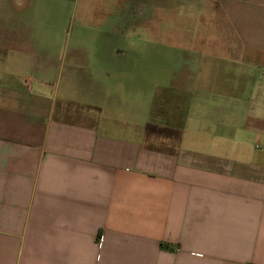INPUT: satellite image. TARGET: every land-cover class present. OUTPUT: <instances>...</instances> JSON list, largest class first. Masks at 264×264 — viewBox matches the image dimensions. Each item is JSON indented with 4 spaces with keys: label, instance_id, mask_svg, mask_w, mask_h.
<instances>
[{
    "label": "crops",
    "instance_id": "0c3cea01",
    "mask_svg": "<svg viewBox=\"0 0 264 264\" xmlns=\"http://www.w3.org/2000/svg\"><path fill=\"white\" fill-rule=\"evenodd\" d=\"M203 1L235 57L157 74L15 41L36 58L0 71V264H264V0Z\"/></svg>",
    "mask_w": 264,
    "mask_h": 264
},
{
    "label": "rangeland",
    "instance_id": "374dc122",
    "mask_svg": "<svg viewBox=\"0 0 264 264\" xmlns=\"http://www.w3.org/2000/svg\"><path fill=\"white\" fill-rule=\"evenodd\" d=\"M22 39L59 43L60 62L70 49L87 56L107 46L112 58H136L137 72L145 68L157 74L170 72L166 63L181 61L173 58L183 51L191 58L238 55L228 17L203 0H0V71L6 63L26 58L29 64L36 58L35 53L20 58L13 46ZM26 77L32 78L28 89L48 83L32 72Z\"/></svg>",
    "mask_w": 264,
    "mask_h": 264
},
{
    "label": "built area",
    "instance_id": "2783aa9c",
    "mask_svg": "<svg viewBox=\"0 0 264 264\" xmlns=\"http://www.w3.org/2000/svg\"><path fill=\"white\" fill-rule=\"evenodd\" d=\"M23 81H24L26 86H28L29 88L32 87V78L31 77H26Z\"/></svg>",
    "mask_w": 264,
    "mask_h": 264
}]
</instances>
